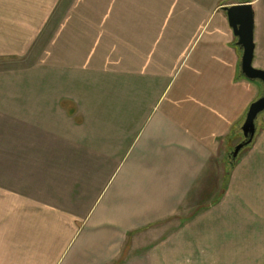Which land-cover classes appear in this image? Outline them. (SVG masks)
Returning <instances> with one entry per match:
<instances>
[{
    "label": "crops",
    "instance_id": "obj_1",
    "mask_svg": "<svg viewBox=\"0 0 264 264\" xmlns=\"http://www.w3.org/2000/svg\"><path fill=\"white\" fill-rule=\"evenodd\" d=\"M236 5L264 71V0H0V264H264Z\"/></svg>",
    "mask_w": 264,
    "mask_h": 264
},
{
    "label": "water",
    "instance_id": "obj_2",
    "mask_svg": "<svg viewBox=\"0 0 264 264\" xmlns=\"http://www.w3.org/2000/svg\"><path fill=\"white\" fill-rule=\"evenodd\" d=\"M228 19L235 36L238 47L242 50L241 74L252 82H260L263 86L262 96L254 102L241 128L243 141L231 153V163H236L241 153L251 146L258 132V122L264 114V71L254 68L255 57V19L254 11L250 5H236L227 9Z\"/></svg>",
    "mask_w": 264,
    "mask_h": 264
},
{
    "label": "rangeland",
    "instance_id": "obj_3",
    "mask_svg": "<svg viewBox=\"0 0 264 264\" xmlns=\"http://www.w3.org/2000/svg\"><path fill=\"white\" fill-rule=\"evenodd\" d=\"M260 130H261V129H260ZM260 130H259V126H258V132H259ZM258 132H257V134H258ZM256 137H257V135H256ZM251 146H252V145H251ZM250 148H251V147H248L247 149H245V150L241 153V155L239 156V158H238V160L236 161L235 165L232 166L230 160H228V164H230V171H229V174H230V172L235 168L237 162L239 161L240 158H242L243 154H245L246 151L250 150ZM256 190H257V191H260V193H262L261 190L264 191V189H261V190L256 189ZM241 197L243 198L242 195H241ZM262 197H263V195H262ZM263 199H264V197H263Z\"/></svg>",
    "mask_w": 264,
    "mask_h": 264
},
{
    "label": "trees",
    "instance_id": "obj_4",
    "mask_svg": "<svg viewBox=\"0 0 264 264\" xmlns=\"http://www.w3.org/2000/svg\"><path fill=\"white\" fill-rule=\"evenodd\" d=\"M258 123H259V122H258ZM249 147H251V146H249ZM233 150H234V148L231 149V152H230V154H229V160H230V162H231V158H230V156H231V153L233 152ZM231 165L233 166V165H235V163H231Z\"/></svg>",
    "mask_w": 264,
    "mask_h": 264
}]
</instances>
